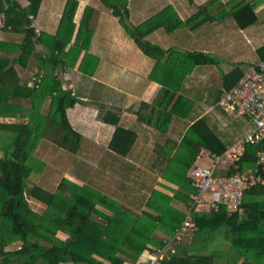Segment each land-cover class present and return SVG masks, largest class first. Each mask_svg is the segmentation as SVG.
Wrapping results in <instances>:
<instances>
[{"label": "trees", "instance_id": "16d2710c", "mask_svg": "<svg viewBox=\"0 0 264 264\" xmlns=\"http://www.w3.org/2000/svg\"><path fill=\"white\" fill-rule=\"evenodd\" d=\"M28 1L24 7L19 0H0V264H62L66 259L78 264L137 261L151 246H165L157 229L171 237L181 226L190 195L196 191L187 174L200 149L205 147L222 155L227 147L206 119L194 122L181 143L189 146L191 159L184 169L174 170L181 181L178 188L172 194L152 190L141 213L92 186L79 185L68 178H63L54 191L35 183L34 179L41 177L47 167L37 156L43 141L70 153H77L80 148L82 135L72 127L68 110L82 100L66 75L74 71L83 51H89L94 32L90 26L92 9L86 8L77 27L78 2L68 0L57 32L40 33L34 22L43 0ZM127 1L123 0L120 8L113 0H104L143 52L162 61L166 51L145 40L152 22L140 26L129 23ZM207 10V6L200 8L192 27L200 26ZM234 16L243 29L257 21L251 4L242 5ZM182 25L177 20L168 30ZM258 53L259 61H263L264 46ZM188 57L195 65L217 63L204 53L192 52ZM96 60L86 54L79 71L92 76L98 65ZM27 71L30 78L23 83L22 75ZM243 75L236 66L225 76L224 84L231 81L228 91ZM134 142L132 131L117 128L110 146L116 153L127 155ZM259 150H264V141L247 145L241 167L253 168ZM263 197L264 186L251 187L240 209H264ZM31 199L44 204L45 211L34 210ZM239 210L229 212L225 206L217 211L201 210L195 216L199 228L195 235L200 240L208 239L224 224L237 220ZM261 223L262 220L239 224L226 233L227 240L245 258L243 264H248L250 253L264 255ZM220 255L223 256L220 252L185 255L172 258L170 264H217Z\"/></svg>", "mask_w": 264, "mask_h": 264}, {"label": "crops", "instance_id": "0c3cea01", "mask_svg": "<svg viewBox=\"0 0 264 264\" xmlns=\"http://www.w3.org/2000/svg\"><path fill=\"white\" fill-rule=\"evenodd\" d=\"M23 1L24 5L19 0L24 7L29 5L28 0ZM115 1L122 8L123 0ZM67 2L43 0L34 22L36 29L54 35ZM77 2V27L86 8H91L90 26L94 35L89 51H83L74 71L66 75L82 100L68 110L72 127L82 135L80 148L77 153H70L47 141L58 154L71 156L73 170L65 173L57 186L63 178L79 185L87 184L141 213L146 208L143 202L152 190H167L172 194L178 188L181 181L174 170L184 169L191 159L189 146L181 143L194 122L206 119L227 149L251 129L250 126L245 130L240 122L242 116L225 110L219 102L231 83L224 84L225 76L246 62L248 68H241L245 74L257 63L254 57H259L258 50L264 46V37L260 36L264 35V0H128L129 23L140 26L152 22L145 40L166 51L162 61L143 52L104 0ZM244 4L255 7L257 21L243 29L234 15ZM204 6L208 9L202 16L204 21L192 27L193 18ZM177 20L183 25L169 31ZM237 45H241L239 50L246 58L232 57L229 62ZM192 52L207 54L217 63L195 65L188 57ZM86 54L98 62L92 76L79 71ZM223 57L228 61L222 60ZM117 128L135 134L127 155L116 153L110 146ZM205 209L206 206L201 208ZM258 220H262L264 230V209L242 208L237 220L224 224L208 239L200 240L190 234L168 246L160 264H170L175 257L216 252L223 254L216 258L217 264H243L245 258L227 240L226 233L239 224ZM156 232L165 240L168 238L162 229ZM156 249L151 246L137 261L125 264H150ZM257 256L250 253L248 264H264V255ZM62 264L78 263L66 259Z\"/></svg>", "mask_w": 264, "mask_h": 264}, {"label": "built area", "instance_id": "2783aa9c", "mask_svg": "<svg viewBox=\"0 0 264 264\" xmlns=\"http://www.w3.org/2000/svg\"><path fill=\"white\" fill-rule=\"evenodd\" d=\"M1 27L3 24L0 21ZM219 105L239 116L248 117L252 128L237 138L222 155L200 149L198 157L210 158L213 167L204 169L194 164L188 171V178L196 191L190 195L186 216L175 234L165 240V246L154 251L150 264H160L168 246L198 232L195 216L203 206L208 212L217 211L221 206L234 212L240 209L248 189L264 186V150L257 152L253 168H242L240 165L247 145L264 141V60L250 67L226 92ZM207 193L210 199L205 197Z\"/></svg>", "mask_w": 264, "mask_h": 264}, {"label": "rangeland", "instance_id": "374dc122", "mask_svg": "<svg viewBox=\"0 0 264 264\" xmlns=\"http://www.w3.org/2000/svg\"><path fill=\"white\" fill-rule=\"evenodd\" d=\"M20 1L23 5L25 4V1H23V0H20ZM260 36L264 37L263 33L260 34ZM261 39H263V38H261ZM262 42H263V40L261 41V43ZM190 46L194 47V46H197V44H193V45L190 44ZM239 46L241 47V45L236 46L235 54L233 53L232 54L233 56L231 55L229 62L232 60V57H236V58L242 57L241 55H243L242 54L243 52L239 50ZM227 57H229V56H227ZM243 57L246 58V54H244ZM221 59L224 61H228V59L226 57H223ZM259 59H260L259 57L255 56L254 62H258ZM227 64H228V62H227ZM220 67H222V66H220ZM241 68L242 69L248 68L246 62L241 66ZM29 78H30V73L28 71L24 72L22 75V82L26 83L29 80ZM67 78L70 79V77H67ZM25 104L28 105L29 102L26 101ZM240 122L243 125L245 130H248L249 127L252 125L251 120L249 118H246V117H240ZM52 146L53 145H51L47 141H43L42 144L40 145V147L37 151V156L46 162V165L48 166V168L47 169L45 168L43 175H41V177L37 176L34 179V181H35V183H38V184L42 185L43 187H46L50 190H56L57 184L60 181V179L62 178V176H64L65 173L72 171L73 166L70 162V160H71L70 155H68L67 153L62 154L64 152L58 154V151H56V149L53 148L54 146L53 147ZM196 165L199 167H202L204 169H211L213 167L212 160L208 157H200L196 161ZM205 197L207 199H210V194L207 193L205 195ZM31 205H32L33 209L38 211L39 213H43L46 209V206L44 204L36 201L35 199H31Z\"/></svg>", "mask_w": 264, "mask_h": 264}]
</instances>
